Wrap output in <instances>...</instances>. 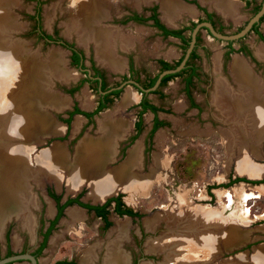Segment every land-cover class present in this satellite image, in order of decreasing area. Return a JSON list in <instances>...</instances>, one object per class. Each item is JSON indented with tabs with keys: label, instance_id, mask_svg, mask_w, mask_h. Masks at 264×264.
I'll use <instances>...</instances> for the list:
<instances>
[{
	"label": "rangeland",
	"instance_id": "1",
	"mask_svg": "<svg viewBox=\"0 0 264 264\" xmlns=\"http://www.w3.org/2000/svg\"><path fill=\"white\" fill-rule=\"evenodd\" d=\"M73 1L0 0V43H2L0 45L10 49L21 48L20 62L28 64L32 72L37 67L35 76L40 74L42 75L41 82L44 80L49 82V92L55 95L53 88L67 99L66 104H61L60 107L54 106V108L41 103L42 109L39 112L50 119L55 126L59 125L60 129L55 134L50 132L45 136L40 133L48 131L37 130L35 132L33 140L30 141L32 144L30 161H35L41 151L52 150V146L58 144L56 148L62 149L65 154L64 164L53 161L47 169L38 170L37 168L38 174L30 170L36 175V179L30 178L27 183L31 198L28 208L32 217V226L27 225L21 212L14 213L18 219L12 218L5 225V230L8 226L10 227V249L15 252L22 248L33 249L41 239V230L47 226L51 216L48 211L51 208L46 193L47 186L61 194L63 198L81 193L83 201L103 202L104 198L94 200L90 197V188L87 184H80L72 190L68 189L69 169L65 165L67 160L73 159L79 142L85 136L97 138L101 134L97 131L98 119H101L104 113L109 112L113 118L116 115L126 120L129 126L128 132L115 145L116 151L111 156L112 160L108 162V168L122 163L128 150L140 142L141 164L135 172L138 176L148 175L150 180L144 189L130 192L117 189L110 195L120 193L123 202L139 212L141 217L132 219L110 213L109 219L112 224L104 230L102 221L93 213L73 204L66 209L49 236L47 246L39 256L40 264H51L58 259L72 260V264H83L84 257L89 250H91L90 253L92 252V264H109L107 258L111 253L110 246L113 242L120 245L117 249L121 250L126 257L131 256V259L138 257V264H254L253 255L256 253L254 248H264V183L235 181L229 186H224V184L234 178L250 181L264 179V175L254 177L237 171L238 160L242 157L246 158L251 165L264 167V139H258V142L253 143L247 138L237 141L233 129L241 124L229 120L213 99L215 83L221 77L229 84L233 92L239 91L230 72L234 56L242 58L248 64L249 70L255 77L257 76V80L261 81L264 88V54L262 56L257 53L258 48L264 49V44L257 39L254 33H250L245 38L234 41L235 51L226 56L228 49L226 41L209 37L203 30L201 44L206 49L199 47L200 59L194 61L201 71V77L193 80L189 91L192 100L190 101L186 94L183 75L170 79L160 88L159 93L149 92L147 95L152 103L162 109L158 111L157 116L164 121V125L157 128L151 135L149 133L154 115L149 110L141 117L143 123L141 132L134 135L141 95L131 85L124 86L119 97L100 113L95 114L92 119H87L82 114H74L68 124L64 119L68 117V112L74 103L81 111H91L98 95L88 87L86 82L73 94L68 93L67 89L83 79L84 73L69 65L68 49L58 43H47L38 36V30L35 28L37 7H39V19L43 31L52 33L56 30L63 39L73 41L77 46L83 47L87 56L91 50L95 63L108 73L109 83L119 80L121 73L128 72V57H131L134 67L143 77L145 73L148 75L158 73L157 59L161 58L174 63L182 54L177 39H161L155 36L150 28L128 25L123 29L119 26L120 28H115L120 30V35L122 33L128 35L132 37V41L128 37H123L130 43L127 47H123L122 43L120 45L115 43L114 55L123 58L124 66L121 70H113L106 61L98 57L95 40L91 38L82 40L81 36L84 33L77 28L78 23L82 27V19L79 16L74 17L77 11L72 4ZM172 1L194 10L192 7L194 4L185 3L184 0ZM202 1L203 5L209 9L214 8L211 2ZM232 1L236 4L233 17H227L224 14L222 16L225 22L230 23L224 28L226 33H234L251 15L250 7H245L242 0ZM102 3L100 11L104 12V16L107 5L112 14L119 13L130 5L129 0H103ZM189 15L188 12L183 11L172 22L178 24L181 20L189 18ZM160 17L163 18L162 11ZM99 26H101L100 23ZM110 28L113 29V27ZM260 30L264 33V20L260 25ZM85 33L95 35L91 31H85ZM241 45L249 49L251 56L237 51ZM51 57L56 59L57 67L54 64L52 66ZM216 57L219 61V69H215ZM85 62L89 67L88 58ZM9 69L12 73L16 72L11 67ZM21 70L19 68L18 73L22 72ZM62 70L67 71L69 75L61 77ZM129 91L133 94L134 101L122 107L118 113H114L118 104L122 102L123 96ZM77 118H80L78 126L75 124ZM229 132L230 134L232 132L231 138L237 143L229 138ZM133 135L134 139L131 138ZM36 136L41 142L35 139ZM251 146H256L257 150L251 149ZM156 157L159 158V162H155ZM196 207L205 212H212L211 216L213 215L212 219L215 221L219 220L226 226L235 227L237 232L241 233V240L244 241L229 250L226 248L228 245L223 241L222 231H219L218 239L216 242L213 241L211 251L206 252L203 247L190 250L192 247L187 241L184 245L176 244L177 241L183 240L180 239L184 238L183 234L191 231L187 226L189 219L183 214L192 213V209ZM70 210L78 211V216H71ZM176 217L178 220L174 221ZM155 218L153 226L149 228L145 220ZM123 223H126L124 229L121 227ZM26 226L33 230L30 231ZM140 226L147 234L139 243L135 240V234L140 237ZM122 231H124L123 237H121ZM1 235L0 254H3L5 251L4 232ZM163 239L166 243L162 241L161 247L165 245L166 248L149 249V244L154 241L158 244L157 241ZM167 245L173 247L167 248ZM190 253H192L191 258L187 259Z\"/></svg>",
	"mask_w": 264,
	"mask_h": 264
},
{
	"label": "bare ground",
	"instance_id": "2",
	"mask_svg": "<svg viewBox=\"0 0 264 264\" xmlns=\"http://www.w3.org/2000/svg\"><path fill=\"white\" fill-rule=\"evenodd\" d=\"M102 1L74 0L72 4H74L77 11L74 17L79 16L82 19V27L79 23L77 27L84 33L81 36L82 40L90 38L95 40L97 42L96 52L98 57L106 61L113 69H120L123 61L120 57L114 55L115 43L120 40L119 43L126 47L129 42L123 37L122 39L118 38L113 29L99 26L97 20L100 17ZM210 1L215 3V6L220 8L223 13L234 14L236 10V4L232 0ZM161 3L162 9L170 18L173 14L177 15L178 11L186 8L182 4L170 0H161ZM85 31H91L95 35L91 36V33L86 34ZM21 52L22 49L19 47L10 49L0 45V225L11 213L21 212L27 225L32 226V217L28 208L31 198L27 183L30 178L36 179V175L31 173L30 170L38 174L40 168L43 170L49 168L53 161H58L63 165L65 154H63L62 149L56 148L58 144H55L52 146V150L46 148L48 151H41L40 156H36L35 161L32 160V162L29 157L32 145L30 141L33 140L37 130L48 131L40 133V135L45 136L50 132L55 134L60 129L59 125L55 126L50 119L39 112L42 109L40 107L41 103L54 108V106L60 107L61 104H66L67 99L59 95L53 88L52 91L55 92V95L49 92V82L45 80L41 82L42 75L40 74L37 77L35 76L37 67L32 72L28 64L20 62ZM257 53L263 56L264 49L258 48ZM50 61L52 66L54 64L57 67L54 57H51ZM218 62L216 57L215 69L219 67ZM9 67L16 72L12 73ZM19 68L22 69V72L18 73ZM230 72L233 80L238 85L239 91L237 93L233 92L229 84L221 77L215 83L213 101L222 108L223 114L229 120L241 124V126L232 127L237 141L247 138L249 142H258V139H264L263 85L259 79L257 80V76L255 77L249 70L248 64L238 56H234L230 65ZM68 75V72L64 70L60 73L61 77H67ZM132 100H134L133 94L127 92L118 105V110ZM48 116L52 119L51 115L48 114ZM112 118L110 114L104 113L102 118L98 119L97 131L101 134L97 138L85 136L79 142L73 159L67 160L65 165L69 169L68 189L72 190L80 184H87L90 188L89 195L94 200L103 199L117 189H124L129 192L144 189L150 182L148 177L138 176L135 172V169L141 164L140 142H137L128 150L125 160L118 167L108 168L107 162H110L111 156L115 154L114 140L123 135L129 126L123 120L115 121ZM79 123L80 118H77L75 121L76 126ZM232 135V132L231 134L228 133L229 138ZM35 139L41 142L37 136ZM231 140L234 141L233 138ZM247 147L250 146L247 145ZM251 149L257 150L256 146H251ZM158 159L156 157L155 162H159ZM237 171L254 177L264 175L263 166L251 165L243 157L238 160ZM5 214L8 215L3 218ZM70 214L74 217L78 216L79 213L72 210ZM196 214L197 217H195ZM211 214L213 213L205 212L199 207L192 209V213H184L183 215L189 219L187 226L191 231H186L185 234L181 233L184 238H180L183 240L177 241L176 244L184 245L187 241L190 242L192 247L190 250L203 247L206 252L211 251L213 241L216 242L218 239L217 233L219 231H222L223 241L226 245H239L243 241V239L241 240V233L237 232L235 227L232 225L226 226L224 222L219 220L215 221L212 219L213 215L211 216ZM177 218L174 221L178 220ZM155 220L156 218L154 220L146 219V225L151 228ZM172 223L174 224V222ZM125 226L126 223H123L121 227L124 229ZM164 239L157 241L158 244L154 243L155 241L149 244V249L166 248L165 245L163 248L161 247L163 245L162 241L166 243ZM174 239L178 240L177 238ZM117 246V242H113L110 246L111 253L107 258L109 264H125V260L117 251ZM169 246L167 245V248ZM255 250L256 253L253 255L254 264H264V248L258 247ZM90 251L84 257L83 264H92V252L90 253ZM191 255L192 253L187 256V259H190Z\"/></svg>",
	"mask_w": 264,
	"mask_h": 264
},
{
	"label": "flooded vegetation",
	"instance_id": "3",
	"mask_svg": "<svg viewBox=\"0 0 264 264\" xmlns=\"http://www.w3.org/2000/svg\"><path fill=\"white\" fill-rule=\"evenodd\" d=\"M170 1H172V0H170ZM201 1L202 0H184L185 3L194 4L192 6L194 10H190L189 7L188 8H184V9L178 11L179 13L177 15L176 14H173L172 17L170 18L169 16H167L165 14L164 10L162 9L161 0H159V2L157 0L152 1V2H151V0H138V1H136V0H130L129 1L130 2V5L127 8L123 9L122 11H120L119 13H113L112 14L110 12V9H108V5H107L106 6V9H105L106 10L105 16H104V12H101L100 11V17L97 20V22L100 23L101 26L106 27V28L107 27L108 28L113 27L114 34L118 38L119 37H128L131 41H132V39H131L132 37H130L128 35H125L123 33L120 35V32H119L120 30L117 29V28H120L122 26L123 29H125L128 25L141 26V27H144V28H150L153 31V34H155V36L160 37L161 39H164V40L165 39H177V40H179V43H180L179 45H180V48L182 50V54H184L185 50L183 48L184 45H183V42L182 41L183 40H188V41L190 40V38H191V31H192V29L194 28V26L197 23H199V22H210L216 31L221 32V33H226L224 31V28H225V26L227 24L229 25L230 23L225 22V20L223 19L222 16L225 15L227 17H231L233 15V14H230V13H223L222 10L220 8H217L215 6V3L211 2L210 0H204V1L211 2L214 5V8H212V9H209L208 7H206L205 5H203L204 2L203 1L201 2ZM242 1L244 2V6L245 7H250V10H251L250 17L256 12L255 9L257 7L259 9L260 6H261V0H242ZM173 2H175V1H173ZM177 3H179V2H177ZM37 8H38V10H36L37 17L35 19L36 20V26H37V20L40 18L39 7H37ZM161 11H162V14H163V18L160 17ZM183 11L184 12H188L190 14L189 15V18H187L185 20H181L178 24H174L172 22L173 19L176 16H178L179 14L183 13ZM192 15H194L196 17L193 18L194 16H192ZM263 20H264V14L260 17L259 22L253 24L252 28L249 30V32L245 36H243L242 38H240V39H238L236 41H239V40L245 38L250 33H254L256 35L257 39H259L264 44V39L262 38V37H264V33L260 30V25L263 22ZM246 21L243 23V25L246 23ZM38 22H40V19H39ZM243 25H241L240 27H238L235 32H237L238 30H240ZM115 27H117V28H115ZM40 29H41L40 31L44 32L43 29H42V27H41V25H40ZM115 29L117 30V32H116ZM203 30H204L205 35H207L209 37H212V38H215L210 33L209 29L207 27H205V26H202L198 30V32L196 33V37H195L196 38L195 46L193 48V49H195L196 53L198 54V58L195 59L196 61L198 59H200V53L198 52V48L201 47L202 49H206V47L201 44V41L203 39L202 38V31ZM44 33L47 34V35H49V38H46V37L43 36V37H41V39L45 40V42H47V43H59L61 46H63L66 49H68L69 50V65L75 67L76 69H78V70H80V71H82L84 73V78L83 79H80L76 85H73V86H71V87H69L67 89L68 93L73 94L85 82L88 84V87L90 89L94 90L97 93L98 97H97V100L95 102V105H94L93 109L91 111H85V112H92V111H94L96 109V107L99 105V103H101V102H107L108 103L107 104V107H108L115 99H117L119 97L120 93L122 92L123 87L126 86V85H131L132 87H134L135 89H137V91L141 95V97L139 99V102L144 97V95L148 99V96H147L148 94L147 93H144L143 91H141L133 83H130L129 80H133V81L139 83L142 87L147 88L145 86H146V83H147L148 79L149 78H152L153 76H155L156 74H158L160 72V70H161V67H160V64L158 63V61H157L158 65H159V71H158V73H156L154 75H148L147 73H145L143 75V77H141L142 74L134 67V65L132 63L131 57H128L127 58L128 59V61H127V71L128 72L127 73H121L119 80H115L112 83H109L108 82V76H109L108 73L103 68L99 67L95 63V61H94V59H93V57L91 55L92 54V51L91 50H89V54L87 56V54L85 52V49L83 47L77 46L73 41L71 42V41H68L66 39H63L60 35H58V33L56 32V30H54L52 33H46V32H44ZM37 34L40 37V32L39 31L37 32ZM215 39H217V38H215ZM233 42L234 41H226V43L228 45L227 46L228 49H227V52H226V56L227 55H230V53H232V52L235 51V49L233 47ZM118 44L120 45L121 43H119V41H118ZM129 45H130V43H129ZM129 45H126V47L129 46ZM230 48H233L234 50L231 51ZM239 50H241L240 52L244 53V55L251 56L249 49L247 47H245L244 45H241L238 48L237 51H239ZM74 54L77 55V60H75ZM87 58H88V61H89V67H87L86 62H85L87 60ZM96 58H98V57L96 56ZM159 59H161V58H159ZM121 60L123 61V65H122V68H123V66H124V60H123V58H121ZM165 61H167V60H165ZM102 63L108 65L105 62H102ZM194 66L196 67V71L199 73V75H197V77H199V76L201 77V71H200L199 67L195 63H194ZM88 68H89V71H87ZM122 68L116 69V71L117 70H121ZM113 70H115V69H113ZM188 72H189V70H186V72L182 74L184 76L183 82H184V79L187 78ZM193 82L191 83V86L193 85ZM121 84H123L122 87L115 88V87H117V86H119ZM184 87H185V82H184ZM73 88H77V89L74 90L73 92H71V89H73ZM103 88H105V89H103ZM190 89H191V87H190ZM108 90H110V91H108ZM116 90H121V91H120L119 95L114 96V94H112V93L114 91H116ZM101 91H106V92L105 93H101ZM186 94L189 96V99L191 101L192 100L191 99V96H190L191 92H186ZM75 104L76 103L73 104V107H74ZM190 104H192V102H190ZM73 107H72V109H73ZM77 107H78V105H77ZM138 107H139V111H140V106L138 105ZM72 109L70 111H72ZM101 111H99V112H101ZM99 112H97L96 114H98ZM138 112H137V114H138ZM134 128H135V126H134ZM135 134H136V129H135L134 135ZM51 192L52 193H55L56 195H61V194L55 192L51 187H49V186L46 187V193H47V195L49 197L48 199H49V203H50L49 206L51 208L48 211H49V214L51 216L49 217L47 226L44 227L41 230V239L39 240V242L37 243V245L35 246V248H33V249H26V248L23 249L22 248L21 250H18L16 252L15 251H12L10 249V240H9V229H10V227L8 226L7 229L5 230V225L12 218H15V219L17 218L18 219V217H16L14 215V213H11L10 216L8 218H6L4 222H1L2 225H0V227H1L0 228V234L3 235V232H4V237H5L4 238V241H5V251H4L3 254H0V258L5 257V256H8V255L16 254V253L29 252V253L33 254L37 258L38 264H40L39 256L41 255V253L43 252V250L46 248L49 236L51 235L52 231L55 229L58 221L63 216V214L66 211V209H68V207L71 206V205H73V204H76L77 206L82 207V206L78 205L77 203H73V204L67 205V206H65L63 208L62 215L59 217V219L57 220V222L54 224L53 229L50 231V233L48 234V236L46 238V243H45L44 248L41 250V252L39 253V255L36 256L35 254L37 253L38 248L40 247V245L42 244V242H43V240L45 238L44 237L45 236V232L47 231V229L49 228L51 222L55 219V217L57 215L58 204H63L68 198H72V197L77 196V195H75V196H66V197L63 198V196L61 195L60 200L57 203V201L55 200V198L51 195ZM118 194H120V193H117V194L111 195V196H116ZM111 196H109V197H111ZM109 197H107V198H109ZM79 200H81L82 202H86V201H83L81 199V197H79ZM121 200H122V196H121ZM105 201H103L101 203H91V202H86V203H89V204H92V205H97V204H102ZM122 202H123V200H122ZM124 205L126 207H129L125 203H124ZM113 206H114V203L111 204L108 207V211L109 212L107 214V220L110 221V222H111V220L109 219L110 213H114L118 217L127 216V217L132 218V219L137 218V217L138 218L141 217V214L139 212H137L136 210L132 209L131 207L130 208L132 209L133 214H127V213H125V214H118V213L114 212ZM33 208H36V207L33 206ZM82 208L85 209L89 213H93L96 218L100 219L102 221V228L104 230L107 229V228H109L111 226L112 222H111L110 226L105 227V224H104V221L102 220V218L99 217V216H96V214H95L94 211H89L85 207H82ZM7 215L8 214H5L3 216V218L5 216H7ZM139 228H140L139 229L140 230V237H137V235L135 234V240L136 241L138 240L139 243H140L141 240L146 236L147 233L143 229L142 226H140ZM32 230H30V231H32ZM123 232L124 231H122V236L121 237H123ZM1 246H2V244H1ZM117 251L120 253V255L122 256V258L126 260L127 264H138L139 263L138 262L139 261V258L138 257H133L131 259V256H130V258L126 257V255H124L123 252H121V250H117ZM62 260L66 261L69 264H72V260H65V259L55 260L51 264H54L55 262L62 261ZM19 262H26V261H19Z\"/></svg>",
	"mask_w": 264,
	"mask_h": 264
},
{
	"label": "trees",
	"instance_id": "4",
	"mask_svg": "<svg viewBox=\"0 0 264 264\" xmlns=\"http://www.w3.org/2000/svg\"><path fill=\"white\" fill-rule=\"evenodd\" d=\"M256 11L258 10V7L255 9ZM38 19V18H37ZM39 19L37 20V30L40 32V37H46L49 38V35L45 34L44 32L40 31V22H38ZM264 39V37H262ZM183 45H184V50L186 49L187 45H188V40H183ZM231 51H233V48H230ZM230 51V52H231ZM241 51V50H239ZM183 57V54L181 55V57L179 59H177L174 63H170L168 61H165L163 59H158V63L160 64L161 70L163 69H168V68H172L174 66H176L181 58ZM74 58L75 60H77V55L74 54ZM198 58V54L196 53L195 49H193V51L190 53L189 59L186 62V65L184 67V69L180 70L177 73H173V74H167L165 76H163L159 87L153 91L152 93H159L160 92V88L163 87L170 79L180 76L183 73L186 72V70H189L188 72V76L187 78L184 79L185 82V91L189 92L190 91V87H191V83L193 82L192 80L194 78H197V75H199V73L196 71V67L194 66V61L195 59ZM76 62V61H75ZM160 70V71H161ZM156 74L155 76H153L152 78H149L146 86L145 87H150L151 85H153V83L155 82L156 78H157ZM77 88H73L71 89V92H73L74 90H76ZM105 89V88H103ZM121 90H116L114 91L112 94H114V96L119 95ZM107 102H101L99 103V105L96 107V109L92 112H85V111H81L77 105L75 104L72 111H70L68 114L69 116L67 118L64 119V121L66 123H70L71 118L74 114H82L84 116H86L88 119H92L93 115L96 114L97 112L103 110L104 108L107 107ZM138 105L140 106V111L138 112V120L135 123V129H136V135H138L142 128H143V123H142V115L144 112L146 111H151L154 114L153 117V123H152V128L150 130V135L160 126L164 125V121L160 120L157 116L158 111L162 110L160 109L158 106H156L155 104L151 103L147 97L144 95V97L141 99V101L138 103ZM135 135V136H136ZM135 136H133L132 138L134 139ZM235 181H245V182H251V183H264V179L260 180V181H250L247 179H242V178H234V179H229V181L227 183L224 184V186H229L232 183H234ZM51 195L55 198V200L57 201V203L60 200L61 195H56L55 193L51 192ZM121 194H118L116 196H111L109 198L106 199V201L102 204H97V205H92L86 202H82L81 200H79V197H81V193L78 194L75 197L72 198H68L63 204H58V211H57V215L55 217V219L51 222L49 228L47 229V231L45 232V238L42 242V244L40 245V247L38 248L37 253L35 254L36 256L39 255V253L41 252V250L44 248L45 243H46V238L48 236V234L50 233V231L53 229L54 224L57 222V220L59 219V217L62 215V211L63 208L67 205L73 204V203H77L78 205L87 208L89 211H94L96 216H99L102 218V220L104 221L105 227L110 226L111 222L107 220V214H108V207L114 203L113 206V210L114 212L118 213V214H133L132 209L130 207H126L124 205V203L121 200ZM54 264H69L66 261L62 260V261H57Z\"/></svg>",
	"mask_w": 264,
	"mask_h": 264
},
{
	"label": "water",
	"instance_id": "5",
	"mask_svg": "<svg viewBox=\"0 0 264 264\" xmlns=\"http://www.w3.org/2000/svg\"><path fill=\"white\" fill-rule=\"evenodd\" d=\"M263 14H264V0H261V6H260V8L251 17L248 18V20L241 27L240 30H238L237 32H234V33H221V32H218V31H216L214 29V27L212 26V24L210 22H199V23H197L194 26V28L192 29V31H191V38L188 41V46L185 49V52L183 54V57L181 58L180 62L176 66H174L172 68H168V69L161 70L158 73L155 82L150 87L144 88L139 83H137V82H135L133 80H129V82L130 83H133L135 86H137L144 93H147L148 94L149 92L155 91L159 87L160 82H161L163 76H165L167 74L177 73V72H179L180 70H182L185 67L186 62H187V60H188V58L190 56V53H191V51L193 50V48L195 46L196 33L198 32V30L202 26L207 27L209 29L210 33L215 38H217L218 40H223V41H236V40L242 38L243 36H245L249 32V30L252 28L253 24L259 22V19H260V17ZM87 71H89V69H87ZM123 84H121V85H119V86H117L115 88H120V87L123 86ZM110 90H108V91H110ZM105 92L106 91H101V93H105ZM109 196H111V195H109ZM106 198H104L103 201H105ZM234 246H237V245H233L232 246V244H231V245H228L226 248L230 250ZM254 250H255V248H254ZM19 261H26L28 264H38L37 258L33 254H31L29 252L16 253V254H12V255H8V256H5V257L0 258V264H10V263L13 264V263H17Z\"/></svg>",
	"mask_w": 264,
	"mask_h": 264
},
{
	"label": "crops",
	"instance_id": "6",
	"mask_svg": "<svg viewBox=\"0 0 264 264\" xmlns=\"http://www.w3.org/2000/svg\"><path fill=\"white\" fill-rule=\"evenodd\" d=\"M129 93H131L130 91H129ZM132 101H134V100H132ZM132 101H130L129 103H127L126 105H128V104H130ZM119 105V104H118ZM118 107V106H117ZM116 107V110L114 111V113H118V111L119 110H121V108L118 110V108ZM122 107H124V106H122ZM106 113H108V114H110L109 112H106ZM111 116V115H110ZM113 117V116H112ZM113 120H115V121H118V120H123L124 122H126V120H124V119H122V118H120V117H117L116 115H114V118H112ZM126 132H128V129L126 130ZM126 132H124L123 133V135H121L120 137H117V138H115V140H114V150H115V145L117 144V142H118V140L120 139V138H122V137H124V135L126 134ZM93 137V136H92ZM95 138V137H94ZM141 145V144H140ZM116 151V150H115ZM112 160V159H111ZM125 160V159H124ZM123 160V161H124ZM121 164V163H120ZM120 164H118V165H115L114 167H118ZM107 166H108V162H107ZM113 167V168H114ZM137 174V173H136ZM152 176V175H151ZM141 177H148V175L147 176H141ZM117 191V190H116ZM115 192V191H114ZM113 192V193H114ZM112 194V193H111ZM108 195H110V194H108ZM108 195H106V196H108ZM105 196V197H106ZM104 197V198H105ZM72 216V215H71Z\"/></svg>",
	"mask_w": 264,
	"mask_h": 264
}]
</instances>
